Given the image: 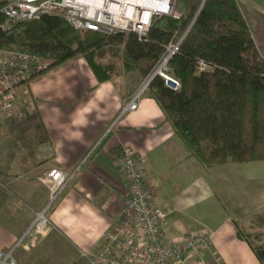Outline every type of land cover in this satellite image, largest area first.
I'll return each instance as SVG.
<instances>
[{"label": "crops", "instance_id": "obj_1", "mask_svg": "<svg viewBox=\"0 0 264 264\" xmlns=\"http://www.w3.org/2000/svg\"><path fill=\"white\" fill-rule=\"evenodd\" d=\"M238 2L249 24L254 17L264 18V0ZM262 33L260 28L253 32L261 54ZM143 81L133 73L100 84L88 63L77 59L20 89L21 104L35 110L20 122L0 115V253L16 246L36 213L48 204L46 175L54 169L68 174L78 170L48 215L52 227L16 248L14 258L16 264H91L85 255L116 228L129 194L113 160L117 149L127 147L141 161L155 204L168 213L171 235L205 227L212 232L211 249L222 264H264L249 244L253 240L238 235L234 214L239 209L221 203L208 177V172L240 175L255 167L264 171V163L201 166L149 92L137 111L122 116ZM249 173L254 176H243L236 184L255 185L262 192L257 200L263 202L264 174ZM211 199L223 210L217 214L209 205L205 219L199 205ZM241 212L264 218L261 208ZM257 238V246L264 247Z\"/></svg>", "mask_w": 264, "mask_h": 264}, {"label": "trees", "instance_id": "obj_2", "mask_svg": "<svg viewBox=\"0 0 264 264\" xmlns=\"http://www.w3.org/2000/svg\"><path fill=\"white\" fill-rule=\"evenodd\" d=\"M177 12L179 18L155 17L147 41L134 33H80L63 19L43 17L0 31V51L52 60L41 76L83 58L100 84L135 72L145 80L165 47L193 23L170 63L181 89L172 91L155 78L151 97L201 166L264 163V57L238 0H177ZM104 50L122 66L101 63ZM201 61L212 71L199 72ZM238 235L250 240L240 230ZM249 244L264 263V247Z\"/></svg>", "mask_w": 264, "mask_h": 264}, {"label": "built area", "instance_id": "obj_3", "mask_svg": "<svg viewBox=\"0 0 264 264\" xmlns=\"http://www.w3.org/2000/svg\"><path fill=\"white\" fill-rule=\"evenodd\" d=\"M55 17L65 20L75 31L111 36L134 33L140 41H147L155 17L179 18L177 0H1L0 31L9 32L19 23ZM193 25V23H192ZM192 25L170 45L128 101L122 116L139 109L142 96L149 92L155 78L164 81L172 91L181 89L175 78L171 61L181 52ZM52 60L20 52L0 51V115L13 121L25 118L20 102V89L35 77L49 71ZM212 68L199 62V72ZM115 165L122 173L129 194L114 230L87 255L91 264H190L199 257L198 264H206L203 252L211 247V234L197 229L186 235H171L169 215L154 202L141 161L130 148L117 149ZM78 170L68 174L59 169L50 171L43 182L48 184L49 201L36 213L35 219L16 246L0 253V264H16L14 251L27 240H36L51 227L49 213L74 181Z\"/></svg>", "mask_w": 264, "mask_h": 264}, {"label": "rangeland", "instance_id": "obj_4", "mask_svg": "<svg viewBox=\"0 0 264 264\" xmlns=\"http://www.w3.org/2000/svg\"><path fill=\"white\" fill-rule=\"evenodd\" d=\"M250 26L252 28V32H254V30L257 28L262 29V31H263V33H262V35H263L262 40L263 41L262 42L264 45V18L254 17L252 20H250ZM253 38H254V36H253ZM260 51H262V50L260 49ZM263 53L264 52H262V55L264 57ZM77 59H83V58H77ZM77 59H75V60H77ZM98 60L103 64L116 63L119 67L122 66L120 62H118L117 60H115L112 57L111 53L108 50L101 51L99 53ZM135 73H138V72H135ZM131 74H133V73H131ZM131 74H129V75H131ZM116 77H119V75H116L115 78ZM20 102H21V100H20ZM22 108L24 109V112H25L24 113V115H25L24 119L28 118V116L31 114V112L33 110H35L33 106H30L28 104H26V105L22 104ZM23 120H20V121H23ZM20 121H16V122H20ZM254 169H256V170H254ZM251 171L256 172V174H260L262 172L264 174V171L262 169L255 167V168H246V170L242 171V173H240V175H235V174L226 175L223 173H213V172L209 173L208 172V177H209L211 189L215 192H219L216 195H217V198L220 199L221 203L225 206V202H227L229 207L231 208V210L239 209L238 213H235V214L233 213L235 216L234 219L237 220V224H238V226H240V228H238V229L239 230L241 229V231L246 236H248L251 240H253L255 245H257L256 244V240L258 239L257 237H260L261 243L264 244V218L263 219L260 218L259 220H256V218L252 217V215H250V214L244 215L241 211L245 210V209L256 210L257 208H261V210L264 211V201L263 202L258 201L262 195V192L257 187H255V185H252L251 187H248V186L246 187V182L244 183V186H237V184H236V182H238V181H243L244 180L243 178L245 176L249 179L251 178L250 176H254L253 174L249 173ZM246 174H250V175H246ZM227 192H231L232 196L229 194H226ZM172 195H175V193H173ZM207 199H208V197H207ZM223 201H225V202H223ZM206 203L205 202L200 203V205H199L201 212L206 214V215H204L205 219H206V217H209L208 213L205 212V209H207V207H209V205H212L215 208V211L217 214L223 210L222 208L217 206V204H215L213 199H211L210 201H208ZM252 205H253V207H252ZM199 208H197V209H199ZM263 216H264V212H263ZM199 229L209 230L208 228L201 227V226L199 227ZM209 232L211 234V237L213 238L212 232L210 230H209ZM211 245H212V239H211ZM212 247H213V245H212ZM202 256H203V259L206 261V264H222L219 256L216 254V252H214L213 248L211 249V247L208 251L203 252ZM198 262H199V257H194L190 264H198Z\"/></svg>", "mask_w": 264, "mask_h": 264}]
</instances>
